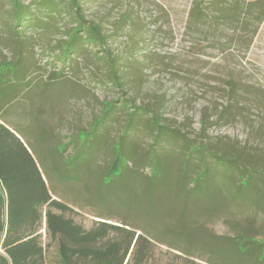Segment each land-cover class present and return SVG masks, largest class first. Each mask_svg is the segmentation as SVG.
<instances>
[{"label": "rangeland", "instance_id": "rangeland-1", "mask_svg": "<svg viewBox=\"0 0 264 264\" xmlns=\"http://www.w3.org/2000/svg\"><path fill=\"white\" fill-rule=\"evenodd\" d=\"M8 1L0 0V83L15 82L10 124L42 136L38 146L52 154L46 166L56 169L42 175L52 198L73 210L65 215L85 229L106 221L138 230L152 241L147 260L155 264H229L243 253L232 236L264 238V189L240 183L238 171L230 180L220 166L234 156L251 161L255 176L264 170V15L256 0H203L193 21L197 0H81L84 24H98L105 45L88 42L86 30L77 45L63 41L78 21L65 0V14L53 19L48 0H22L41 15L36 25L16 11L10 18ZM133 107L157 111L165 126L153 148L169 157L149 187L145 163L141 180L127 159L105 176L126 126L131 157L148 158L155 128L149 112L129 118ZM199 144L201 153L183 157ZM38 233L45 246L44 213Z\"/></svg>", "mask_w": 264, "mask_h": 264}, {"label": "trees", "instance_id": "trees-1", "mask_svg": "<svg viewBox=\"0 0 264 264\" xmlns=\"http://www.w3.org/2000/svg\"><path fill=\"white\" fill-rule=\"evenodd\" d=\"M12 1L13 6L9 5L13 10L10 13V18L16 11L24 21H30L33 25L38 24L41 15L34 8L32 9V2L25 4L22 0ZM48 1L52 4L53 11L50 12L52 19L56 15L60 18L62 14H65L66 9L61 7L63 0ZM65 1L68 8H73L74 16L78 21L76 27L68 34V38L63 41L77 45L78 41L82 40L79 32L86 30L85 38L88 42L92 43L94 40L105 45L106 36L101 32L100 26L84 24L86 21L83 18L81 0ZM202 1L194 2L189 14L191 21L197 20L201 16ZM252 5L260 8L258 9L260 16L264 15V0H256V3ZM56 33H60V31L56 30ZM9 34H12L14 41L16 33L9 32ZM31 39L34 40L32 37ZM108 60L113 67L114 59L109 57ZM113 79L116 82L119 79L114 69ZM12 84L15 82L10 80L5 84L0 83V106L3 107H0V264H155L147 260L153 245L152 241L138 230L127 225H116L106 221H97L91 228L85 229L77 224L71 216L65 215V213H73V210L65 203L52 198L42 175V171L56 170L46 166L45 162L49 160V156L52 157V154L43 153L38 146L43 141L42 136L32 131L29 134L24 132L21 134L10 124L8 115L18 106L15 92L12 95ZM109 107L104 111L98 123L104 119ZM140 110L150 113L147 122L155 128L154 135L151 137L153 142L146 151L148 158H143L144 162H141L131 157L133 155L127 144L130 142L132 129L126 126L116 141L119 143V147L114 149V155L105 176L117 172L120 164L126 159L133 160L132 173L139 180H141L139 175H141L142 163L148 167L149 174L144 178L147 181L146 187H149L154 178L153 170L164 168V159L169 156L162 155L163 147L158 150L161 155L153 148L162 141L161 138L165 132V126L157 123L158 112L149 111L146 107H133L128 112V117L140 116ZM16 125L18 124L16 123ZM11 129L23 137V140ZM190 148L199 153L205 149L204 145L200 144L189 146L188 151L183 154L184 158H188L193 153L189 151ZM54 150L58 151L57 148ZM83 153L81 152L82 155ZM235 156L238 157L237 154ZM224 160L220 166L226 167L230 180L232 173L238 171L240 183L249 179L264 189V170H260L259 175L255 176L251 161L246 160L247 163H242L234 156L225 157ZM130 166L132 167L131 163ZM206 171L208 168L202 167L191 178L196 179L200 173L204 174ZM182 173L184 182L189 183V181H185L187 178L185 168ZM66 174L68 173L66 172ZM43 213L47 233L45 246L41 243L38 233ZM244 232L231 238L235 240L237 249L238 246L243 248V253L238 258L236 256L229 264H264V238L255 239L254 236ZM50 248H53L54 251L53 256L48 258L47 251ZM207 264L213 263L207 262Z\"/></svg>", "mask_w": 264, "mask_h": 264}, {"label": "crops", "instance_id": "crops-1", "mask_svg": "<svg viewBox=\"0 0 264 264\" xmlns=\"http://www.w3.org/2000/svg\"><path fill=\"white\" fill-rule=\"evenodd\" d=\"M0 107H2V106H0ZM3 108V107H2ZM14 113H13V111L8 115V117H9V120L10 119H12V118H14V115H13ZM11 121V120H10ZM1 122V121H0ZM13 122H14V120H13ZM15 124L17 123V122H14ZM12 130V129H11ZM13 131V130H12ZM17 136H19L15 131H13ZM20 137V139L21 140H23V137H21V136H19Z\"/></svg>", "mask_w": 264, "mask_h": 264}]
</instances>
